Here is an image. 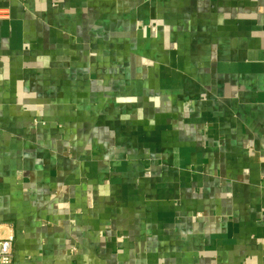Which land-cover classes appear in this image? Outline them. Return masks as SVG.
Here are the masks:
<instances>
[{
	"label": "crops",
	"instance_id": "crops-1",
	"mask_svg": "<svg viewBox=\"0 0 264 264\" xmlns=\"http://www.w3.org/2000/svg\"><path fill=\"white\" fill-rule=\"evenodd\" d=\"M0 12L14 264H264V0Z\"/></svg>",
	"mask_w": 264,
	"mask_h": 264
},
{
	"label": "built area",
	"instance_id": "built-area-1",
	"mask_svg": "<svg viewBox=\"0 0 264 264\" xmlns=\"http://www.w3.org/2000/svg\"><path fill=\"white\" fill-rule=\"evenodd\" d=\"M3 14L0 12V18ZM15 235L11 229H5L0 224V264H14L13 242Z\"/></svg>",
	"mask_w": 264,
	"mask_h": 264
}]
</instances>
